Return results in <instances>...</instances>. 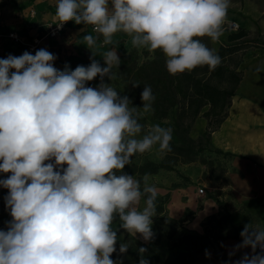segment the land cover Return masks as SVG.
I'll use <instances>...</instances> for the list:
<instances>
[{
	"label": "clouds",
	"instance_id": "1",
	"mask_svg": "<svg viewBox=\"0 0 264 264\" xmlns=\"http://www.w3.org/2000/svg\"><path fill=\"white\" fill-rule=\"evenodd\" d=\"M109 3L56 0L55 18L60 27L70 20L93 25L105 45L124 32L138 49H160L171 75L221 63L198 38L219 40L230 0H111V9ZM84 40L90 49L96 45L91 35ZM55 59L45 49L0 59V172L11 173L0 186L9 189L4 199L12 217L0 230V264H123L110 258L117 251L113 221L118 217L129 234L153 241L157 189L148 174L141 189V181L122 170L154 146L171 151L173 129L155 124L140 135L141 115L153 111L155 96L144 86L140 109L104 83L121 63L115 49L103 54V67L92 59L87 67L58 70ZM97 76V87L86 86ZM52 159L67 167L54 170L45 163ZM241 237L236 248L254 254L235 264H264V228L246 225ZM128 247L120 244L119 253ZM146 252L139 248V264H149Z\"/></svg>",
	"mask_w": 264,
	"mask_h": 264
},
{
	"label": "crops",
	"instance_id": "2",
	"mask_svg": "<svg viewBox=\"0 0 264 264\" xmlns=\"http://www.w3.org/2000/svg\"><path fill=\"white\" fill-rule=\"evenodd\" d=\"M55 12L56 0H0V32H17L25 41L44 38L56 57L53 66L58 70L65 68L63 63L70 55L88 57L104 64L103 54L109 50L115 49L121 58L138 49L124 32L115 33L113 43L105 45L102 34L90 25L76 24L74 20L68 21L61 37L48 39L46 25L59 22ZM86 35L96 40L91 49L84 40ZM23 48L12 42L5 43L0 48V59L9 55L19 57ZM242 71V80L231 99L228 116L210 139L212 149L226 156L228 168L224 179L214 188L215 195L204 199L200 208L197 198L189 193L185 196L177 194L171 204L173 218L184 220L185 226L198 236L207 234L204 224L209 219H216L222 225L214 230V246L209 245L195 264H235L245 254H254L250 247L236 248L242 243L241 232L245 226L264 228V55L246 57ZM204 172L205 168L194 167L189 174L199 178ZM218 201L223 205L220 206ZM187 210L193 213L189 217ZM135 237L144 242L139 233ZM256 252L259 253L257 249Z\"/></svg>",
	"mask_w": 264,
	"mask_h": 264
},
{
	"label": "rangeland",
	"instance_id": "3",
	"mask_svg": "<svg viewBox=\"0 0 264 264\" xmlns=\"http://www.w3.org/2000/svg\"><path fill=\"white\" fill-rule=\"evenodd\" d=\"M234 24L238 25V30H232L231 27ZM222 28L223 35L218 41L213 42L211 38L207 36L198 39H201V41L208 48L215 50L217 53L220 47L229 44L228 37L232 33H237L243 29L249 33L248 37L241 40V42L248 41L242 44L241 50L222 59V67L225 68L223 79H221L220 76H215L214 78L205 76L213 85H217L222 89H230V87H232L233 80L229 78V75L233 71H235V73H243V62L245 61L246 57H257L264 55V0H230V7L228 8L227 16ZM133 51L137 52L138 65L149 62L155 58V51L150 52L147 48H139ZM83 59L91 63V60H89L88 57H83ZM67 61L68 60L63 63V66H68ZM101 66L103 67L106 65L101 64ZM62 70H64V68ZM112 71L114 73L113 79L109 80V78L106 76L104 78V83L109 84L115 90H117L118 95L128 96L131 100L130 106H135L142 109L143 101L141 100L137 89H135L131 84L130 78H127L125 75H123V72L118 67L114 66ZM11 72L13 71L10 70V73ZM100 82V78H95L92 81L86 82V86L95 88L100 84ZM208 109L209 107L204 108L201 115L193 122H191L190 118L185 120L182 129L185 130L188 125L190 126L187 137L191 142L188 143L186 147L181 149H178L181 144L174 138L173 134L176 128L175 124L178 118L179 109H172L167 117L161 120L155 119L153 117V112L146 114L142 113L139 122L144 125V129L140 135L142 136L147 134L149 126L155 124L172 128V140L170 142L171 151L161 153L158 151V146H154L150 151H147L143 154L134 155L131 158L132 163L128 166L138 167L144 165L147 162H152L155 164L165 162L167 164H172L174 170L170 171L166 169H160L157 173L148 174L150 177L149 184L156 187L157 196L162 197L166 202L163 208L157 209V213L153 217L152 226L155 225L158 227L157 231L159 234L155 233V236L159 235L160 243L155 244L153 241L150 243H144L135 236H132L126 230L120 227L121 222L117 217L114 219L112 224L113 230L117 232V242L115 245L117 251L112 253L110 257L114 261L122 260L123 264H133L127 258V254L119 253V247L122 243H136L138 253L140 247L147 248V252L143 254V258L147 259L149 264H155L154 256H160L165 260V262H168L175 255L186 249L182 242L184 236H198L195 231L187 228L184 223H181L179 220L173 218L174 214L171 210V204L174 199L177 198V194L185 196V194L189 193L191 197L193 196L197 198L196 201L199 205L198 208H200L202 201L214 194V188L224 179L225 172L228 168V163L224 160L226 156L212 149L206 134L210 133V126H212V128L216 126L219 117L216 115H212L209 119L204 117L203 113ZM140 111L142 112V110ZM198 147H200L199 152L197 151ZM201 150L202 152H200ZM45 163H53L54 170L59 167L58 165H55L54 159L45 161ZM194 167L198 169L205 168L204 174L199 178L191 177L192 175L189 174V171ZM9 176L10 175L0 174V180L6 179ZM133 176L134 178L141 181V188H143L144 175L136 174ZM201 188L205 190L204 195L199 193ZM8 193L9 189L0 186V230L5 231L7 230L6 222L12 220L9 210L6 208L4 199ZM144 206L145 200L141 198V201L138 205V210H142ZM223 220L224 217L222 218V221ZM204 225L207 226V234L205 235L207 237V241L210 246H214V240L216 238L213 235L214 230L217 227H222V225L213 218L207 220ZM217 230L220 231V229ZM216 251L219 255V251ZM139 255L141 256L140 253Z\"/></svg>",
	"mask_w": 264,
	"mask_h": 264
},
{
	"label": "trees",
	"instance_id": "4",
	"mask_svg": "<svg viewBox=\"0 0 264 264\" xmlns=\"http://www.w3.org/2000/svg\"><path fill=\"white\" fill-rule=\"evenodd\" d=\"M249 33L244 29L232 33L228 37L229 44L220 47L217 54L221 57V63L215 68L210 69L207 65L199 66L192 71H185L184 73H179L176 75H171L166 69V57L162 50H155V58L149 62H145L138 65L137 62V52L133 51L129 55L121 58V63L119 69L123 72L127 78H130L132 85H137L134 88L137 89L140 94L144 89V86H150L155 96V100L152 103L153 107V117L157 120H161L167 117L172 109H179L178 118L175 124L174 138L181 144L178 149L186 147L191 141L187 137L190 126L182 129L186 119L190 118L191 122L195 121L199 117L204 108L209 107V109L203 113L206 118H211L212 115L219 117L217 124L214 128L209 127L210 133L207 134L208 141L211 139V135L216 131L228 116V109L231 106V99L235 95L239 83L242 80L243 73H235L233 71L229 78L233 80L232 87L230 89H222L217 85H213L209 79L205 76H210L214 78L215 76H220L223 79L225 74V68L222 67V59L231 55L242 48V44L248 41H242L244 38L248 37ZM264 46V41H263ZM67 64L70 70H74L77 66H89L90 63L81 57L70 55L67 59ZM96 78H100L97 76ZM200 147H198V152ZM202 152V150L200 151ZM218 153L219 152L217 151ZM67 165L59 166L57 170L61 168H66ZM160 169H166L173 171V165L167 164L165 162L155 164L152 162H147L141 166L129 167L125 165L123 172L129 175H145L157 173ZM0 174L11 175V173L0 172ZM142 189V188H141ZM144 200L145 198L142 197ZM157 209L163 208L166 203L162 197L157 196ZM220 206L223 205L222 202L218 201ZM193 213L189 210L186 211V216L189 217ZM181 223L184 220L180 221ZM152 230L154 233H158V227L153 225ZM155 244L160 243L159 235L155 236L153 239ZM182 242L186 249L181 253L175 255L170 261L165 262L160 256H154L155 264H195L198 257L203 253L209 243L206 236H184ZM127 258L133 264H139L142 258L137 251L136 243H129Z\"/></svg>",
	"mask_w": 264,
	"mask_h": 264
},
{
	"label": "built area",
	"instance_id": "5",
	"mask_svg": "<svg viewBox=\"0 0 264 264\" xmlns=\"http://www.w3.org/2000/svg\"><path fill=\"white\" fill-rule=\"evenodd\" d=\"M58 23L59 22L57 23L51 22L46 25V38L57 39L63 35L69 22H65L62 27H60ZM90 26L95 31L94 26L93 25H90ZM231 28L232 30H238V25L234 24ZM44 40H45L44 38L34 37L31 41H25L17 32H14V31L0 32V48H2V46L5 43L12 42L14 44H19V45L24 46L23 51H22L23 53L27 51L32 55H35L36 51L40 49H45L49 53L52 52L51 47L47 45L44 42ZM199 193L201 195H204L205 190L201 188L199 190ZM257 251L260 252V249L257 248Z\"/></svg>",
	"mask_w": 264,
	"mask_h": 264
}]
</instances>
